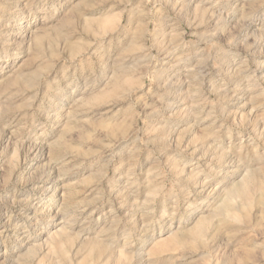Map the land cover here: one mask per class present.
I'll use <instances>...</instances> for the list:
<instances>
[{
  "label": "rangeland",
  "instance_id": "374dc122",
  "mask_svg": "<svg viewBox=\"0 0 264 264\" xmlns=\"http://www.w3.org/2000/svg\"><path fill=\"white\" fill-rule=\"evenodd\" d=\"M0 264H264V0H0Z\"/></svg>",
  "mask_w": 264,
  "mask_h": 264
},
{
  "label": "bare ground",
  "instance_id": "6f19581e",
  "mask_svg": "<svg viewBox=\"0 0 264 264\" xmlns=\"http://www.w3.org/2000/svg\"><path fill=\"white\" fill-rule=\"evenodd\" d=\"M229 181V180H228ZM234 181V180H233ZM231 184V183H230ZM237 184V183H236ZM234 185L233 184V186H234V188L237 186V185ZM243 185V184H242ZM232 187V186H231ZM241 187V186H240ZM227 190H229V189H227ZM243 190V189H242ZM231 191V190H230ZM219 192V191H218ZM221 192H223V191H221ZM228 194H229V192H227ZM224 194V193H223ZM236 195H238V194H236ZM217 198V197H216ZM218 202V201H217ZM213 204V203H212ZM214 204H215V202H214ZM224 205V204H223ZM220 206V205H219ZM216 207H218V206H216ZM218 209V208H217ZM217 211H219V210H217ZM47 213H49V212H47ZM55 215H56V213H55ZM57 225V224H56Z\"/></svg>",
  "mask_w": 264,
  "mask_h": 264
}]
</instances>
